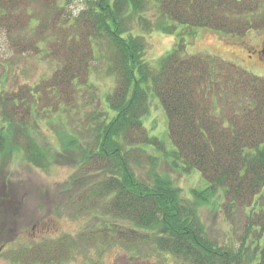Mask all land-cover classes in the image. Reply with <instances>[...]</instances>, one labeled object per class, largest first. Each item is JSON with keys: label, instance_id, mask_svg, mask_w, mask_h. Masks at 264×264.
Wrapping results in <instances>:
<instances>
[{"label": "trees", "instance_id": "trees-1", "mask_svg": "<svg viewBox=\"0 0 264 264\" xmlns=\"http://www.w3.org/2000/svg\"><path fill=\"white\" fill-rule=\"evenodd\" d=\"M67 3L0 0V34L11 39L15 55L30 51L55 63L48 78L13 85L4 78L12 59L3 60L0 53V152L12 144L27 162L47 167L50 149L39 148L33 129L79 106V90L90 86L89 60L106 43L114 84L104 103L99 100L103 115L90 113L82 123V132L93 123L92 142L78 168L109 174L78 199L102 200L104 215L130 225L109 221L90 237L108 244L148 242L182 264H264V77L218 56L185 52L186 36L194 37L198 28L234 39L264 30V0H87L75 16L65 12ZM32 5L41 9L39 16ZM29 29L50 36L10 35ZM155 31L176 39L153 66L145 37ZM151 94L166 114L171 149L143 124ZM149 146L157 153L148 152ZM160 159L183 173L198 170L205 186L190 188L183 197L181 188L156 169ZM146 164L149 181L134 169ZM201 206L220 212L239 236L225 244L211 239ZM67 242L39 243L18 257L60 262L69 252Z\"/></svg>", "mask_w": 264, "mask_h": 264}, {"label": "rangeland", "instance_id": "rangeland-1", "mask_svg": "<svg viewBox=\"0 0 264 264\" xmlns=\"http://www.w3.org/2000/svg\"><path fill=\"white\" fill-rule=\"evenodd\" d=\"M86 1L68 0L65 12L77 15L85 7ZM52 9L53 6L50 11ZM31 10L34 15L38 13L37 16L42 13L35 5L31 6ZM33 27L34 25L31 29ZM31 29L26 32L13 31L10 35H19L25 40H41L43 36H50L47 30L46 35L43 33L35 36L36 32H30ZM5 38L4 34H0L1 59H12L13 62L11 72L4 73L7 83L13 81L16 82L13 85H34L52 74L54 62L43 56H35L30 51L15 55L14 50L9 48L12 45L11 39ZM145 39L149 45L146 58L156 66L157 60L172 49L176 38L174 35L155 31ZM263 45L264 30H251L244 38L234 39L198 28L194 37L186 36L185 52L218 56L254 75L264 77V53L259 52ZM109 51L108 45L103 43L96 48L95 57L89 60L90 86L86 91L83 88L79 90L78 107L67 115L54 116L51 120L34 124L33 138L36 144L40 149H50L48 152L51 160L47 167L27 162L24 160L25 154L19 148H12V144H8L7 150L0 152V264H182L148 242L132 245L116 240L108 244L101 237H90L88 234L109 221L130 225L104 215L102 200L98 199L92 204L88 199H78V196L109 174L105 170L78 168L92 142L90 131L93 123H86L84 126L87 131L83 132L82 123L90 113L101 111L98 114L103 115L104 105L100 106L99 100L104 103L105 94L113 88V77L107 72L106 58ZM80 108L82 109L79 110ZM112 114L110 111L108 116ZM166 120L158 98L151 94L149 112L143 118V124L150 135L157 136L167 149H171ZM146 150L153 154L158 151L152 146ZM134 169L145 180H150L147 164L142 169ZM156 169L161 174L168 175L181 188L183 197L189 194L190 188H202L206 184L198 170L183 173L172 168L164 159L159 160ZM199 215L208 236L219 244H225L229 238L236 239L239 236L240 231L235 232L233 227H229L220 212L201 206ZM236 229H239L238 226ZM60 239H65L66 243L67 239L70 240L69 252L60 262L53 258L47 263H31L18 257L19 251L26 247H36L39 243L52 244Z\"/></svg>", "mask_w": 264, "mask_h": 264}, {"label": "flooded vegetation", "instance_id": "flooded-vegetation-1", "mask_svg": "<svg viewBox=\"0 0 264 264\" xmlns=\"http://www.w3.org/2000/svg\"><path fill=\"white\" fill-rule=\"evenodd\" d=\"M259 52H263L264 53V45L262 46V48L260 49Z\"/></svg>", "mask_w": 264, "mask_h": 264}]
</instances>
